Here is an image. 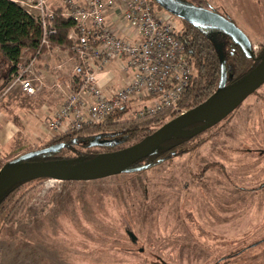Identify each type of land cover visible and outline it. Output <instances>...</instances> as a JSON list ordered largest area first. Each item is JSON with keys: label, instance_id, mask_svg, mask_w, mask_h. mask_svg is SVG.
Instances as JSON below:
<instances>
[{"label": "rangeland", "instance_id": "374dc122", "mask_svg": "<svg viewBox=\"0 0 264 264\" xmlns=\"http://www.w3.org/2000/svg\"><path fill=\"white\" fill-rule=\"evenodd\" d=\"M206 1L217 5L224 15H228L227 11L231 13L251 38L254 50L259 49L264 41V0ZM164 12L178 30L186 29L185 21ZM209 36L224 57L225 35L211 30ZM71 44L72 41L64 49L68 56L72 52ZM113 68L111 64L107 67ZM196 73L193 62V79ZM7 91L0 97V112L5 116L0 123L11 127L10 116L25 134L15 137L16 141L0 151L1 163L45 147L48 138L45 140L38 135L41 127L49 140L76 131L50 133L43 122L45 115L38 118L40 109L24 101L26 97L18 92V84ZM257 94L250 95L234 113L189 142L182 151L148 170L88 181L40 178L24 183L9 204V208L15 207L16 211L9 218L0 219V264H138L139 261L145 264L143 255L126 253L130 244L124 234L125 222L132 225L141 242H145L148 258L160 254L166 243L172 260L202 264L208 253L197 252L193 244L183 238L195 233L197 223L208 220L203 213L216 210L225 212L219 219L229 222L222 225L226 235L218 230L213 232L217 237L230 240L232 256L228 264H264V241L260 246L241 251L247 244L264 237V127L260 112H264V84ZM20 95L23 97L17 101ZM202 96L197 99L201 100ZM197 101L185 105L188 107L178 110V114ZM251 101L260 102L257 113L250 115L244 108ZM131 108L118 119L133 121L135 109ZM170 117L173 115H163L161 123ZM80 144L77 146L81 147ZM197 167H206L205 176L214 181L212 187L199 181ZM5 215H10L9 211H5ZM217 244L211 250L221 254L223 251ZM169 245L173 246L169 248Z\"/></svg>", "mask_w": 264, "mask_h": 264}, {"label": "built area", "instance_id": "2783aa9c", "mask_svg": "<svg viewBox=\"0 0 264 264\" xmlns=\"http://www.w3.org/2000/svg\"><path fill=\"white\" fill-rule=\"evenodd\" d=\"M57 1L61 15L74 22L68 34L73 70L72 88L46 121L50 133L99 124L126 105H135L134 118L165 108L182 110L178 103L193 75L192 56L181 30L152 0ZM21 5L41 24L40 47L50 49V37L57 33L55 8L49 0H22ZM36 61L34 56L20 65L4 93L16 84L25 93H35L40 81ZM110 64L129 77L106 92L99 75Z\"/></svg>", "mask_w": 264, "mask_h": 264}, {"label": "trees", "instance_id": "16d2710c", "mask_svg": "<svg viewBox=\"0 0 264 264\" xmlns=\"http://www.w3.org/2000/svg\"><path fill=\"white\" fill-rule=\"evenodd\" d=\"M152 4L157 10L161 8L155 0H152ZM55 24L57 33L50 37L51 46H57L63 49L68 48L71 43L68 34L74 26L73 20L69 17L62 16L61 8L56 7ZM186 24V29H184L182 37L189 53H191L192 61L196 64V76H198H195L193 79L192 75L179 104L183 102L185 103L184 105H188L196 99L198 101L194 102V104L197 105L204 100V97L207 98L217 88L221 75V66L218 52L204 31L197 27V25L189 22H186ZM41 33L42 28L39 21L30 15L21 4L14 0H0V93L14 79L20 65L27 64L29 59L34 56L39 59L48 50L39 45ZM263 55L264 53L259 58H262ZM232 62L233 67L227 76L229 79L234 76V81L244 76L254 67V59L248 58L243 50H240L239 54L233 57ZM201 95H203V98L201 100L200 98L197 99ZM131 107L132 109L134 108L133 106ZM129 109L130 106L128 108L127 105L118 108L100 124L84 125L82 129L76 130L72 134L60 135L59 137L48 140L45 146L52 145L54 142L63 143V146L57 151L41 153L31 160L62 158L89 159L102 152L118 150L139 141L141 137L154 131L157 127L150 128V126L161 125L163 115L172 113L171 108H165L154 115L135 118L129 122L120 121L118 118ZM102 124L105 125V127H102L104 129L100 128ZM100 132L105 133L110 140H106L105 143L101 144L102 149L97 150L96 147L90 146V143ZM181 143L182 140L174 139L162 144L157 151V156L162 157L166 154H173L171 151L178 150V146ZM78 144L83 147L78 149L76 147ZM84 147L86 148L83 149ZM68 152H71L73 155H69ZM151 160L149 159L148 161L151 162ZM3 164L0 162V168ZM36 179L40 178L17 182L2 195L0 198V219L9 218L16 211L15 207L10 209L9 204L19 187L24 183ZM5 211L6 213L9 211L10 215H5L4 217L3 213Z\"/></svg>", "mask_w": 264, "mask_h": 264}, {"label": "water", "instance_id": "95a60500", "mask_svg": "<svg viewBox=\"0 0 264 264\" xmlns=\"http://www.w3.org/2000/svg\"><path fill=\"white\" fill-rule=\"evenodd\" d=\"M163 8L191 24L222 31L239 44L254 67L236 81L226 84L225 59L219 55L221 75L217 88L202 102L168 118L139 141L118 150L102 152L92 158L31 160L41 153L57 151L63 143L24 152L6 161L0 168V198L15 183L35 178L63 181H88L133 170L131 165L157 153L161 144L171 138L193 137L218 124L233 112L250 94L264 83V55L254 57L248 36L223 15L202 7L185 5L175 0H155ZM200 123V124H198ZM198 124L192 128L189 126ZM91 144H96V139Z\"/></svg>", "mask_w": 264, "mask_h": 264}, {"label": "flooded vegetation", "instance_id": "af4514ba", "mask_svg": "<svg viewBox=\"0 0 264 264\" xmlns=\"http://www.w3.org/2000/svg\"><path fill=\"white\" fill-rule=\"evenodd\" d=\"M175 1L180 2L182 4H185V5L202 7V8H206V9L213 10L215 12H218L219 14L223 15L224 17H226L227 19H229L230 21H232L237 27H239L241 29V27L237 24V22L231 16L232 15L231 13H229L227 11L228 15L222 14L220 12V10H219V7L217 5H214L211 2H208L206 0H175ZM163 9L166 10L165 8H163L161 6V8H159L158 10L159 11L162 10L164 12ZM166 11H168V10H166ZM169 13H171V12H169ZM171 14L174 15L173 13H171ZM174 16H176V15H174ZM179 18L182 21H186V20L182 19L181 17H179ZM186 22H188V21H186ZM197 27L201 28L204 31V33L208 36L209 39H210L209 32L211 30H214L217 33H221V34L225 35V37H226V54L224 56V59H225V66L227 68V75H229L230 72H231L230 70L233 67L232 66L233 65V62H232L233 57L235 55H238L240 50H243L242 47L239 44H237L230 35H227L226 33H223L222 31L215 30V29H209V28H203V27H200V26H197ZM242 31L248 36V38L251 41L252 49L254 51V57H258L259 58L264 53V41L259 46V49L258 50H254V47H253V43H252L251 38L249 37V35L244 30H242ZM181 33H182V35L184 34V30L182 28H181ZM233 78H234V76H232L231 79H229L228 76H227V82H226V84H230V83L234 82ZM259 88L257 90H255L250 95L251 96H257L258 95L257 94V91L259 90ZM244 101L238 107H240L244 103ZM260 101H262V99H260ZM260 101H253V102L251 101V102H248V104L244 108L245 109L244 112L247 113V114H250V115L253 114L254 112L257 113L256 111H258L257 108H259L258 103ZM184 106L185 105H184L183 102H181L180 104L178 103V108L184 109L185 107H188V106H185V107ZM236 109L233 112H231L230 114L234 113L236 111ZM171 112L172 113H170V114L174 116V115L178 114V109L171 108ZM260 112L262 113V123H263V127H264V112L262 110ZM198 124H200V123H198ZM198 124L191 125L189 127L192 128V127H194V126H196ZM212 127H210V128H212ZM210 128H208V129H210ZM207 130H205V131H207ZM205 131H203V132H201L199 134H196L193 137H187V138H184V137L171 138V139H168V140L164 141L162 144H164V143H166V142H168L170 140H174V139L175 140H179V141L182 140V143L179 144L180 146H178V150L171 151V152H173V154H176L177 152H180V150L182 151L183 148H185V146L189 142H191L194 139H196L197 137H199V135H201ZM107 132L110 133L109 131H107ZM97 136H98L97 139H96V142L97 143L96 144H91L90 143V146H94V147L97 148V150H101V148H102L101 144L105 143L106 140H110V138L108 136H106L105 133H102V132L98 133ZM94 140H95V138L92 139V141H94ZM76 147L78 148L79 146L76 145ZM81 147H83V146H81ZM81 147H79V148H81ZM85 148L86 147H84L83 149H85ZM259 152L262 153L263 152V149H261ZM169 155H171V154H169ZM169 155L166 154L165 156L158 157L157 156V153H155L153 155L147 156V157L143 158L142 160L137 161L134 164H132L131 165V168H133V170L125 171V172H121V173H117V174H113V175H110V176H115V175H119V174H132V173H137V172H141V171H144V170H148L150 168H153L152 166H154L156 164H159V163L165 161L166 159H168L169 158ZM152 156H155V157H152ZM149 159L150 160L153 159V160H151V162H150V161H148ZM197 168H199V171H197V176H199V179H201L199 181L202 184H205L206 186H211L212 187L214 181L210 177L205 176V172L207 171V169H205L206 167H197ZM202 171L204 172L203 174H201ZM110 176H107V177H110ZM256 206H257V204H256ZM244 208L246 209V204L244 205ZM224 213L225 212L218 211V210H216L214 213H210V212H207V214L206 213L205 214L203 213L202 215H206V218L208 220H203L202 222L197 223L196 226H197V230L198 231L196 230L195 233H189V237H187L186 239L183 238L185 240V242L192 243L194 249L197 252H207L208 253L207 259L205 261H203L202 264H228L229 263L230 257L232 256L230 240L227 239V238H225V237H222V238L221 237H217V236H215L213 234V232L214 231H217V230L224 232V233L221 232V234H224V235L227 234L226 228L225 227H222V225L229 224V222H225L224 219H219L220 217H222V218L224 217ZM180 222H182V220ZM123 229H124V234L126 236V239L128 240V242L130 244V246L128 247V249H126V251H127L126 253L131 254V255H135V256H137V255H143L144 258H145V264H184V260H172L170 258V256L167 253V250H168L167 247H168V245L165 246L166 243H164V245L161 247V249H160L161 253L160 254L159 253H155V255L153 256V258H148L145 255V253L147 251L146 244H145L144 241L141 242V237L138 234L137 230H135V228L132 225H130L129 223H126V222H125V224L123 226ZM184 240H182V243H183ZM263 241H264V237H261V238L257 239L256 241L247 244V246L243 247L241 251H244L246 249H250L252 247L260 246V244H262ZM217 242H218L217 245L218 246H221V251H223L221 254H215V252H212L213 250H211V248L213 246H215V243H217ZM221 242H223V243H221ZM154 244L155 243H153V245ZM171 246H173V245H171ZM171 246L169 245V248ZM178 247H180V246H178ZM138 264H140V261L138 262Z\"/></svg>", "mask_w": 264, "mask_h": 264}, {"label": "crops", "instance_id": "0c3cea01", "mask_svg": "<svg viewBox=\"0 0 264 264\" xmlns=\"http://www.w3.org/2000/svg\"><path fill=\"white\" fill-rule=\"evenodd\" d=\"M14 1L21 4L22 0ZM49 2L53 8L60 7L57 0H49ZM36 71L40 77V81L35 84V93H25L21 88L18 92L26 97L24 100L25 102H32L35 104L34 106L36 109H40L41 113L38 114V118L42 119L45 115V120L43 122L46 123L49 115L62 104L65 95L72 88V65L68 59V52L63 48L51 46L50 49L46 50L40 58L37 59ZM128 77L129 75H123L116 68L106 69L99 75L100 84L106 92L122 86ZM4 90L0 93V97L4 96V94L6 95ZM22 95H20V99L17 101H21ZM4 117L2 112H0V121L5 120ZM8 118L9 122L13 124L11 127H5L0 123V151L7 149L11 143L17 140L18 135L25 134L23 133L24 130L18 126V124L10 120V116ZM42 125L41 123V126ZM20 131L22 133H20ZM35 135H37V133ZM38 135H40L42 139L46 140L48 138L49 140V135L45 134V130H43L42 127ZM37 140H39V138Z\"/></svg>", "mask_w": 264, "mask_h": 264}]
</instances>
